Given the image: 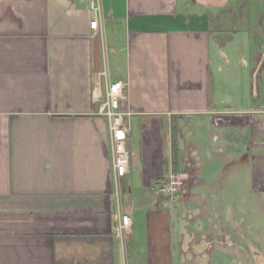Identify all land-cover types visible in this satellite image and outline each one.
I'll list each match as a JSON object with an SVG mask.
<instances>
[{
  "label": "crops",
  "instance_id": "obj_1",
  "mask_svg": "<svg viewBox=\"0 0 264 264\" xmlns=\"http://www.w3.org/2000/svg\"><path fill=\"white\" fill-rule=\"evenodd\" d=\"M100 7L0 0V264H264V0ZM173 171L187 188L163 207L151 186Z\"/></svg>",
  "mask_w": 264,
  "mask_h": 264
},
{
  "label": "built area",
  "instance_id": "obj_2",
  "mask_svg": "<svg viewBox=\"0 0 264 264\" xmlns=\"http://www.w3.org/2000/svg\"><path fill=\"white\" fill-rule=\"evenodd\" d=\"M94 12L101 10L100 0H90ZM98 19H94L91 27L97 30ZM105 75V74H104ZM124 82L120 79L107 80L103 95L99 98V113L107 117L111 134L112 166L117 178H124L130 171L129 154L126 141L129 137V124L122 111ZM186 176L182 172H170L152 184L151 190L157 195L163 207H174L179 197L186 191ZM131 218L124 214L121 217V228L128 232Z\"/></svg>",
  "mask_w": 264,
  "mask_h": 264
},
{
  "label": "trees",
  "instance_id": "obj_3",
  "mask_svg": "<svg viewBox=\"0 0 264 264\" xmlns=\"http://www.w3.org/2000/svg\"><path fill=\"white\" fill-rule=\"evenodd\" d=\"M177 153H178V148H177V143H173V158L175 163L177 162Z\"/></svg>",
  "mask_w": 264,
  "mask_h": 264
}]
</instances>
